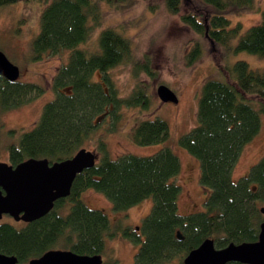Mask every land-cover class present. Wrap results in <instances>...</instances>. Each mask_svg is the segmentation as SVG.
I'll return each mask as SVG.
<instances>
[{
    "label": "trees",
    "instance_id": "obj_1",
    "mask_svg": "<svg viewBox=\"0 0 264 264\" xmlns=\"http://www.w3.org/2000/svg\"><path fill=\"white\" fill-rule=\"evenodd\" d=\"M18 1L0 0V8ZM44 1L39 30L31 42L33 58L63 50L69 55L52 76L54 97L43 105L33 126L20 133L15 129L7 132L11 140L4 148L6 161L16 165L28 158L62 160L90 141L96 143L99 159L76 175L70 194L57 200L44 216L22 225L0 220V252L14 255L19 263L51 249L101 255L106 239L113 238L120 227H115L102 209L83 202L81 195L86 189L105 196L115 211L151 199L140 233L129 232V228L121 231L130 241L139 242L134 254L136 264H183L185 255L206 238L213 239L217 248L230 242L257 240L264 220L260 212L264 204V153L237 180H233L232 173L243 147L261 129L264 70L252 69L242 59L229 66L217 60L223 75L202 83L196 125L178 138V144L198 160L199 183L209 195L202 210L180 214L181 184L177 179L181 163L170 146L150 155L124 153L111 158L106 142L96 135V119L109 117L112 128L122 105L149 109L151 100L144 88L136 85L123 99L109 76L111 69L132 56L131 40L122 30L107 27L95 37V50H87L81 45L100 22L101 0ZM104 1L118 5L121 0ZM196 1L202 11L182 14L184 24L227 51H246L264 58V11L260 22L244 31L239 22L231 27L227 17L236 11L256 12L257 0ZM165 2L169 11L177 13L182 0ZM201 53L202 46L195 41L187 52L188 64H193ZM43 92L41 85L9 81L0 75V112L20 107L29 97ZM168 135V124L159 117L138 118L129 131L132 142L139 145L164 142ZM177 231L182 239H178Z\"/></svg>",
    "mask_w": 264,
    "mask_h": 264
},
{
    "label": "rangeland",
    "instance_id": "obj_2",
    "mask_svg": "<svg viewBox=\"0 0 264 264\" xmlns=\"http://www.w3.org/2000/svg\"><path fill=\"white\" fill-rule=\"evenodd\" d=\"M116 3V2H115ZM100 1V22L93 26L91 37L81 45L87 50H95V37L107 27L122 30L131 40L133 53L130 59L110 70L109 76L118 89L121 98L131 95L136 85H140L150 98L148 110L140 107H122L118 110L119 119L111 128L109 117H98L99 138L106 142L108 154L115 158L120 154L130 153L144 156L155 153L168 145L178 156L181 169L177 181L181 184L178 208L180 214L202 210L209 190L199 183L200 168L198 160L178 144V138L192 129L197 122L196 107L202 83L207 78L220 77L222 72L217 60L225 66L232 65L237 59L245 60L250 68L264 70V58L246 51L233 53L211 42L206 36L195 33L181 20V15L202 11L196 0H182L179 11L172 13L165 0H121L118 5ZM259 10L236 11L227 14L233 27L239 22L242 31L260 22L264 11V0H257ZM45 5L44 0H20L0 8V51L20 69L18 80L41 85L45 92L33 95L22 106L0 112V162L6 161L5 144L11 140L7 132L11 129L20 133L30 129L39 117L43 105L54 97L50 86L56 69L67 61L69 51L58 54H43L41 59H34L31 42L39 30V16ZM198 7V8H197ZM202 46L201 56L193 63L186 61L187 52L194 42ZM235 40L232 41V44ZM95 78H99L98 74ZM171 88L178 98L177 103L161 102L156 94L159 84ZM256 107H258L256 105ZM164 119L169 127L166 141L139 145L130 139L129 131L138 118ZM261 129L252 140L243 147L234 171L233 180L247 173L264 153V112L260 114ZM96 136V137H97ZM94 141L84 148L93 151L99 159ZM81 199L89 207L102 209L111 223L120 230L113 238L106 239L105 251L100 255L102 263L116 261L115 264H136L134 254L139 242H132L121 234L125 228L140 233L144 216L149 212L150 198L122 211L112 209L111 202L101 193L86 189ZM264 205V204H263ZM3 221L22 225L8 215Z\"/></svg>",
    "mask_w": 264,
    "mask_h": 264
},
{
    "label": "water",
    "instance_id": "obj_3",
    "mask_svg": "<svg viewBox=\"0 0 264 264\" xmlns=\"http://www.w3.org/2000/svg\"><path fill=\"white\" fill-rule=\"evenodd\" d=\"M0 75L16 81L20 69L0 51ZM156 94L161 102L177 103L176 93L165 84H159ZM96 154L80 148L70 158L49 161L47 158H28L16 165L0 162V219L3 215L25 223L47 214L59 199L70 194L77 174L93 167ZM264 214V205L260 207ZM178 239H182L177 231ZM183 264H264V220L259 225L255 241L230 242L217 248L214 240L204 239L183 258ZM0 264H102L100 254H78L70 249H51L27 262L19 263L14 255L0 252Z\"/></svg>",
    "mask_w": 264,
    "mask_h": 264
},
{
    "label": "flooded vegetation",
    "instance_id": "obj_4",
    "mask_svg": "<svg viewBox=\"0 0 264 264\" xmlns=\"http://www.w3.org/2000/svg\"><path fill=\"white\" fill-rule=\"evenodd\" d=\"M4 216H6V215H3V217ZM10 217V216H9ZM140 227L139 226H135V229H139ZM130 232V231H129ZM131 232H134L135 234H137L135 231H131ZM107 263H109V262H107V261H105L104 263H102V264H107Z\"/></svg>",
    "mask_w": 264,
    "mask_h": 264
}]
</instances>
